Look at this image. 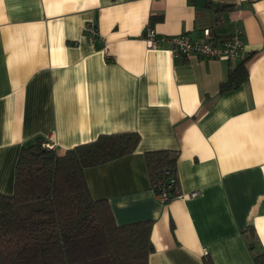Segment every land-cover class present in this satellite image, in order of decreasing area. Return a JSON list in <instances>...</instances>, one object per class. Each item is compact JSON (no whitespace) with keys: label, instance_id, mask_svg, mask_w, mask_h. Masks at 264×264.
<instances>
[{"label":"crops","instance_id":"obj_1","mask_svg":"<svg viewBox=\"0 0 264 264\" xmlns=\"http://www.w3.org/2000/svg\"><path fill=\"white\" fill-rule=\"evenodd\" d=\"M208 1L232 8L217 16L206 0H0V194L12 193L19 151L37 137L63 155L100 134L136 132L132 154L84 177L117 224L152 220L148 264H254L248 229L264 251V0ZM150 17L162 18L151 27L166 37L210 29L221 41L241 29L247 79L220 92L228 62L148 49ZM160 149L177 154L179 197L166 203L144 160Z\"/></svg>","mask_w":264,"mask_h":264},{"label":"trees","instance_id":"obj_2","mask_svg":"<svg viewBox=\"0 0 264 264\" xmlns=\"http://www.w3.org/2000/svg\"><path fill=\"white\" fill-rule=\"evenodd\" d=\"M213 6L206 0L205 7L217 16L232 8ZM161 19L150 17V26ZM250 56L246 53L231 67L220 92L247 79L245 63ZM139 141L136 132L100 134L63 155L46 147L40 137L23 146L13 191L0 194V264H148L152 220L117 224L107 200L92 198L84 177L87 168L132 154ZM144 160L154 193L166 189V202L177 197V154L152 150L144 153ZM248 232L253 262L264 264L255 231ZM203 264L214 263L204 256Z\"/></svg>","mask_w":264,"mask_h":264},{"label":"built area","instance_id":"obj_3","mask_svg":"<svg viewBox=\"0 0 264 264\" xmlns=\"http://www.w3.org/2000/svg\"><path fill=\"white\" fill-rule=\"evenodd\" d=\"M84 31L86 41L92 44L98 36L97 27L93 22H88L85 24ZM142 39L148 49H158L162 44H167L168 50L174 59H217L228 62L230 67H232L237 62L243 60L246 54L243 33L239 28H236L227 38L218 41L210 29H204L200 38L193 39L186 34L170 37L161 36L156 34L149 25L146 27ZM44 145L48 148H54V145L50 142ZM173 182L174 180H170V183ZM155 194L159 201L166 203L168 199L166 189H160ZM195 194L192 193L191 195Z\"/></svg>","mask_w":264,"mask_h":264}]
</instances>
